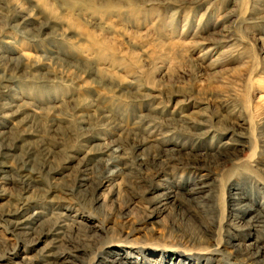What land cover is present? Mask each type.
<instances>
[{"label":"rangeland","instance_id":"374dc122","mask_svg":"<svg viewBox=\"0 0 264 264\" xmlns=\"http://www.w3.org/2000/svg\"><path fill=\"white\" fill-rule=\"evenodd\" d=\"M0 59V264H264V0H0Z\"/></svg>","mask_w":264,"mask_h":264},{"label":"bare ground","instance_id":"6f19581e","mask_svg":"<svg viewBox=\"0 0 264 264\" xmlns=\"http://www.w3.org/2000/svg\"><path fill=\"white\" fill-rule=\"evenodd\" d=\"M0 61H1V59H0ZM12 150L13 149H11V147L8 146L4 150L5 152H3V154H0V166L4 169L10 168V165H8L4 160L9 158V153H10V151L12 152ZM114 151H116V150H114ZM91 152H93V151L89 152L88 161H90L97 154L96 153V154L90 155ZM28 157L29 158H27L26 160H23L24 163L22 164V166L18 167V170H19V172H21L22 180L29 187V186H31V183L39 182V176L38 175H41V172H40L41 170L36 169V167H35L36 165L34 163H32V158L34 157V155L29 154ZM119 159H120V157H119ZM156 159H158V158L155 157V161H156ZM34 160H35V158H34ZM49 163L50 162L47 161L46 166H50ZM84 167H85V169H88V164H84ZM48 172L52 175H57V173H56L57 171L55 172L53 169H50ZM80 181L83 182L82 184H85V182H87L88 179L82 178ZM167 189H168V191L166 193H164L163 198L160 201L163 204L170 202L172 199L175 198V195H176V193L174 195L173 190H171L169 187ZM30 208H31L30 205H27L23 209H18L15 211H10L8 213H4V216L7 218L6 221L7 222L9 221L14 232L19 231L20 236H23L26 238H31L33 243L34 242H36V243L42 242V240L46 239L47 237H52V238L54 237L49 244H46L45 246L42 247V257L45 259H48L50 261L55 260L57 257H59V253L57 252V249L60 248L61 246H63L66 239L68 238L67 234H68V228L70 227V224H69L70 222L68 219H65L64 216L60 217V215H58V214H56L55 217L50 216L49 220L47 218L43 217L44 215L42 214V212H36L32 215H29L28 212L30 211ZM13 218H15L16 220H13ZM44 220L49 221L50 227L48 229L43 230V231H38L40 226H44L48 222V221H44ZM66 254H70V253L68 252Z\"/></svg>","mask_w":264,"mask_h":264}]
</instances>
